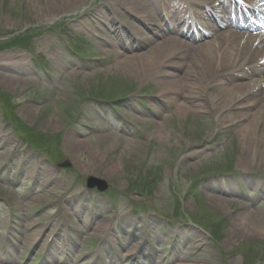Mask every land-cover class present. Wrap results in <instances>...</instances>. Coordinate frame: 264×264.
<instances>
[{
  "label": "rangeland",
  "instance_id": "374dc122",
  "mask_svg": "<svg viewBox=\"0 0 264 264\" xmlns=\"http://www.w3.org/2000/svg\"><path fill=\"white\" fill-rule=\"evenodd\" d=\"M121 2L0 0V264H264L263 126L245 152L252 117L130 72L151 46Z\"/></svg>",
  "mask_w": 264,
  "mask_h": 264
},
{
  "label": "bare ground",
  "instance_id": "6f19581e",
  "mask_svg": "<svg viewBox=\"0 0 264 264\" xmlns=\"http://www.w3.org/2000/svg\"><path fill=\"white\" fill-rule=\"evenodd\" d=\"M122 1L119 5L123 6L124 13L131 16L133 13V18L135 16L143 26L135 27V35L151 46L144 55L124 61L130 72L135 71L133 74L139 77H156L162 97H166L180 113H189L191 110L220 113L229 107L231 111L235 110L233 113L236 118L245 120L246 116L252 117L250 124L240 129V140L245 152L250 153L255 146L257 136L253 126H263L262 136L257 140L258 144L264 142V33L236 31L225 21L213 26L206 24L204 19L205 22L199 21L206 33L193 32L190 35L191 42H186L174 33L177 30L181 33L192 31L191 27L180 26L186 19L184 14L188 13L184 3L181 13L175 12L173 15L177 23L169 27L166 19L159 18L163 0ZM185 1L195 13L203 9L205 4H215V0ZM247 2L255 14L264 15L261 0ZM157 37H161V40H156ZM210 89L215 93L213 96H207ZM84 144L77 142L73 149L82 150ZM246 158L242 154L241 161L245 162ZM64 210L61 208L59 212V217L63 219ZM100 225V228H96L97 236L105 238L107 227Z\"/></svg>",
  "mask_w": 264,
  "mask_h": 264
},
{
  "label": "water",
  "instance_id": "95a60500",
  "mask_svg": "<svg viewBox=\"0 0 264 264\" xmlns=\"http://www.w3.org/2000/svg\"><path fill=\"white\" fill-rule=\"evenodd\" d=\"M95 185L98 186L100 190H103L104 186H105L104 183L101 180L90 178L88 180V186L89 187H94Z\"/></svg>",
  "mask_w": 264,
  "mask_h": 264
}]
</instances>
